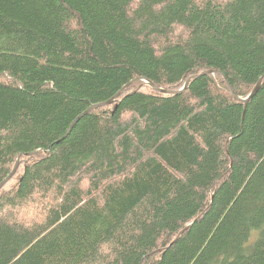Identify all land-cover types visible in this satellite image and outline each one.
<instances>
[{"label": "trees", "instance_id": "trees-1", "mask_svg": "<svg viewBox=\"0 0 264 264\" xmlns=\"http://www.w3.org/2000/svg\"><path fill=\"white\" fill-rule=\"evenodd\" d=\"M263 75L264 0H0V264H264Z\"/></svg>", "mask_w": 264, "mask_h": 264}, {"label": "water", "instance_id": "water-1", "mask_svg": "<svg viewBox=\"0 0 264 264\" xmlns=\"http://www.w3.org/2000/svg\"><path fill=\"white\" fill-rule=\"evenodd\" d=\"M213 74V73H219V72H217L216 70L215 71H206V72H203L201 75H206V74ZM220 74V73H219ZM196 77H198V76H195V77H190V79L188 78L186 81H184L185 83H184V85L182 86V88H180L178 91H171V90H167V89H160V88H157L153 83H150L149 81H146V80H144V83L146 84V85H148L149 87H151L153 90H156V91H158V92H161V93H164V94H179V93H182L183 91H185L186 89H187V87H188V84H189V82H190V80L192 79V78H196ZM263 78H264V75L262 76V77H260V78H258L259 80H258V82L256 83V85H255V87H254V89L252 90V92L248 95V97H246V99H244L243 101L244 102H246L248 99H250L254 94H255V92L256 91H258V89H259V87H260V85H261V82H262V80H263ZM142 80V79H141ZM227 86H228V88L231 90V93L233 92L232 91V89H231V87L229 86V84L227 83ZM125 88V87H124ZM233 94V96L235 97V95H234V93H232ZM236 98V97H235ZM112 101V100H111ZM111 101H108V102H105V103H100V104H97V105H93V106H91L86 112H88V111H91V110H93L94 108H97V107H102V106H104V105H106V104H109ZM32 155H34V153H31V154H29V155H27V156H32ZM22 155H20L19 157H18V159H17V161H16V163H15V166H13L14 168H13V170L12 171H10V174L4 179V180H2L1 182H0V189L9 181V180H11V178L13 177V175L15 174V172H16V170H17V168H18V166H19V159H20V157H21Z\"/></svg>", "mask_w": 264, "mask_h": 264}, {"label": "rangeland", "instance_id": "rangeland-1", "mask_svg": "<svg viewBox=\"0 0 264 264\" xmlns=\"http://www.w3.org/2000/svg\"><path fill=\"white\" fill-rule=\"evenodd\" d=\"M255 234H256V232H253L252 236L255 235Z\"/></svg>", "mask_w": 264, "mask_h": 264}]
</instances>
